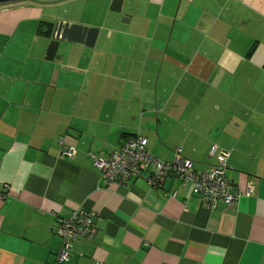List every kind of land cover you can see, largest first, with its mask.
<instances>
[{"label":"crops","instance_id":"obj_1","mask_svg":"<svg viewBox=\"0 0 264 264\" xmlns=\"http://www.w3.org/2000/svg\"><path fill=\"white\" fill-rule=\"evenodd\" d=\"M79 1L65 21L99 28L96 43L65 44L58 62L43 31L61 17L0 6V264H54L55 227L75 210L96 212L97 233L64 264H264V0H186L157 23L160 0L120 14ZM130 136L200 171L227 151L240 198L208 211L177 178L108 187L90 155Z\"/></svg>","mask_w":264,"mask_h":264},{"label":"built area","instance_id":"obj_2","mask_svg":"<svg viewBox=\"0 0 264 264\" xmlns=\"http://www.w3.org/2000/svg\"><path fill=\"white\" fill-rule=\"evenodd\" d=\"M211 151L216 154V163L201 171L196 170L189 159L181 156V148L175 150L174 160H158L148 151L147 139L141 136L126 138L107 158L90 156L108 187L127 186L140 179L157 188L167 178H177L189 185L191 194L198 198L204 209L212 211L220 202L226 205L236 202L241 193L233 192V185L227 177L226 160L229 153L224 150L216 153L215 146ZM61 154L73 159L77 150L66 146ZM96 215L93 211L75 210L57 223L55 234L61 239L62 249L56 253L54 264H64L73 242L93 240L97 233L94 222Z\"/></svg>","mask_w":264,"mask_h":264},{"label":"water","instance_id":"obj_3","mask_svg":"<svg viewBox=\"0 0 264 264\" xmlns=\"http://www.w3.org/2000/svg\"><path fill=\"white\" fill-rule=\"evenodd\" d=\"M20 1V0H0V5ZM180 2V0H179ZM124 0H110L109 11L120 14ZM128 20V19H127ZM124 22V17L121 18ZM44 37H49L45 52V60L58 62L56 57L60 50H64L65 44H81L88 48H93L98 34L99 28L85 26L79 23H69L63 21H55L50 27L43 31Z\"/></svg>","mask_w":264,"mask_h":264},{"label":"rangeland","instance_id":"obj_4","mask_svg":"<svg viewBox=\"0 0 264 264\" xmlns=\"http://www.w3.org/2000/svg\"><path fill=\"white\" fill-rule=\"evenodd\" d=\"M27 1V2H26ZM28 3V4H32V2H34V4H40V6L44 7V13H54L56 15H58L59 17H61L59 21H63V22H66L65 21V17L66 18H69L70 15L69 14H66L67 13V10L65 9V6L62 5V4H82L83 2L79 1V0H45V1H41L43 3H39L37 2L36 0H20V1H15V2H11V3H7V5H11V4H21V3ZM70 2V3H69ZM124 3L126 4H148L147 0H124ZM48 4H50V6H47ZM55 4H59L58 6H55V7H51V6H54ZM152 4H158V6H156V10H155V13L156 14L158 12V14L156 16H154V20L155 22L157 23L160 18H159V13L161 12V21L164 20V11H166L165 9V6H170L172 4H175V11H174V15L176 17V14L178 13V10L180 7L179 4H187V1L186 0H160L158 2H154ZM163 6H164V9H163ZM183 6L182 5V10L181 12L183 13ZM158 8V9H157ZM112 16V13H109V17ZM127 18V17H126ZM128 19V18H127ZM175 18L172 17V22H171V25H170V30H169V34H171L172 32V27H173V21H174ZM55 21L57 20H53L51 23H54ZM44 29V28H43ZM41 29V30H43ZM168 34V35H169Z\"/></svg>","mask_w":264,"mask_h":264},{"label":"trees","instance_id":"obj_5","mask_svg":"<svg viewBox=\"0 0 264 264\" xmlns=\"http://www.w3.org/2000/svg\"><path fill=\"white\" fill-rule=\"evenodd\" d=\"M130 137H135V136H130Z\"/></svg>","mask_w":264,"mask_h":264},{"label":"flooded vegetation","instance_id":"obj_6","mask_svg":"<svg viewBox=\"0 0 264 264\" xmlns=\"http://www.w3.org/2000/svg\"><path fill=\"white\" fill-rule=\"evenodd\" d=\"M1 6V5H0Z\"/></svg>","mask_w":264,"mask_h":264}]
</instances>
